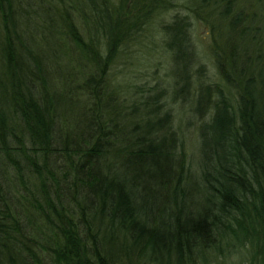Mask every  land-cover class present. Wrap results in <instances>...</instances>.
Returning <instances> with one entry per match:
<instances>
[{"label":"trees","instance_id":"obj_1","mask_svg":"<svg viewBox=\"0 0 264 264\" xmlns=\"http://www.w3.org/2000/svg\"><path fill=\"white\" fill-rule=\"evenodd\" d=\"M36 1L47 4L39 21ZM124 1L0 0V264H199L220 241L264 259V2L215 11L237 32L223 47L212 26L223 85L205 82L187 15L162 26L172 94L192 97L199 119L194 178L163 92L125 105L107 82L119 49L166 11L130 0L122 12ZM76 52L80 74L48 96L50 66Z\"/></svg>","mask_w":264,"mask_h":264},{"label":"rangeland","instance_id":"obj_2","mask_svg":"<svg viewBox=\"0 0 264 264\" xmlns=\"http://www.w3.org/2000/svg\"><path fill=\"white\" fill-rule=\"evenodd\" d=\"M42 1V0H40ZM120 0H111L114 5L121 6ZM128 1L125 0L124 7H121V11L127 10ZM166 6V11L158 9L154 13L143 29L135 33L136 40L129 42L122 46L116 57V61L112 68L108 72L107 82L116 89L117 98L125 105L130 104V100L140 98L142 95L153 94L161 90L164 109L169 110L172 119V127L179 135L180 148L184 153L188 166L192 170L193 177L198 175L199 166V137H198V125L199 119L196 117L192 107V97H185L179 99L172 94V88L170 86L172 82L171 77V61L170 55L164 46V35L162 33V26L172 20L175 15L183 16L187 15L191 23L190 37L192 45L198 57L200 66L203 67L205 82L207 83H220L221 77L216 69V64L213 58L212 49L215 47V30L213 25L217 28V41L223 47H229L232 43H236L237 32L229 22V18L224 15H215V11L219 12L223 9L224 3L221 0H211L207 6L201 4L202 0H159ZM237 2V3H236ZM264 2V0H262ZM242 9L246 6V9L256 11L259 9V0H235L233 5H229V15L233 16L237 7ZM136 5L142 7L137 2ZM37 5V6H36ZM36 5H33L35 19L41 20L40 17L45 15V2L36 1ZM44 6V7H42ZM245 11V12H244ZM243 13L252 14L244 9ZM264 14V5L257 10ZM38 14V16H36ZM47 14V13H46ZM255 22L253 24H259ZM79 32L82 36L86 33L84 29L79 26ZM239 30V28L237 29ZM214 37V38H213ZM213 38V39H212ZM51 45V44H50ZM48 45V53L51 54V46ZM47 52V49H45ZM75 54V53H74ZM76 55V56H75ZM71 56L67 65L59 60H55L54 66H50V74L58 76L59 79H69L70 74H80L77 66L79 64L75 61V58L80 57L78 53ZM62 56V55H60ZM78 56V57H77ZM174 67H172V71ZM183 69L176 68L177 74H183ZM46 94L48 96H63L64 86L56 81L52 80L47 84ZM233 95V91H230ZM62 102V101H61ZM63 102L56 104L58 112L63 114L64 108ZM65 105V104H64ZM75 110V108H73ZM59 126H66V122L63 120V116H60ZM58 120V121H59ZM58 126V127H59ZM62 134V133H61ZM53 158H50L48 162H51ZM60 163L61 161H57ZM56 179L61 180V174L58 171H54V167H51ZM16 179L17 189L21 190L20 180ZM34 184L35 189H38L39 181L35 177L30 178ZM25 180H29L25 177ZM62 195L66 196L67 188L63 187ZM32 194L34 192L32 191ZM22 198V197H20ZM223 245L222 250L219 246L218 253L210 251L205 254L199 264H264L262 256L258 257V253L248 243L241 244H227L226 242L218 243ZM262 257V258H261ZM261 259V260H260Z\"/></svg>","mask_w":264,"mask_h":264}]
</instances>
